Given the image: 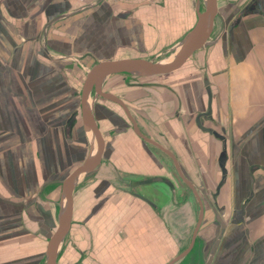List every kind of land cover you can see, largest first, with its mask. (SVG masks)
<instances>
[{
	"label": "crops",
	"instance_id": "0c3cea01",
	"mask_svg": "<svg viewBox=\"0 0 264 264\" xmlns=\"http://www.w3.org/2000/svg\"><path fill=\"white\" fill-rule=\"evenodd\" d=\"M206 2L0 0V264H48L69 191L76 214L103 167L117 201L107 264H264V0H217L211 36L180 69L113 73L85 93L101 63L164 61ZM207 80L202 120L226 142L196 120Z\"/></svg>",
	"mask_w": 264,
	"mask_h": 264
},
{
	"label": "water",
	"instance_id": "95a60500",
	"mask_svg": "<svg viewBox=\"0 0 264 264\" xmlns=\"http://www.w3.org/2000/svg\"><path fill=\"white\" fill-rule=\"evenodd\" d=\"M216 13H217V0H207L205 9L199 13L197 23L195 24V26L190 31V33L188 34V36L186 37L185 41L182 44V46H185L183 54L180 57H178L176 60H173L172 62H164L163 60L155 61L153 59L149 60L144 58H130V59L112 60V61H107L105 63H101L95 66L90 71L85 84V93L90 89V87H92L93 84H96L98 88L101 80L104 77L113 73L129 72L132 74H136L138 76H151V75L166 74L175 71L177 69H180L191 59L195 51L199 49L201 46H203L211 36ZM206 84H207V93H208V109L197 116L196 119L197 123L202 130L214 133L216 136L221 137L224 140V142H226L224 136H221L213 128L209 126H205L204 121L202 120V117L211 116L213 112V106H212L213 91L211 89V86L209 85L208 80L206 81ZM157 180L163 181L165 179L162 177H153L151 178V180H147V182H154ZM138 195L141 198L149 201L142 194H138ZM215 196L216 195L214 194L213 198H215ZM215 204L217 206L216 201ZM73 207H74V194L70 190L66 209L64 210L62 218L59 222V226L57 227V230L55 231L52 237L48 264H57L58 245L70 227L71 218L73 214ZM61 235H62V239H60ZM192 247L193 244L187 250H185L183 253H181L175 259H173L172 262L170 263H174L180 258H182L192 249Z\"/></svg>",
	"mask_w": 264,
	"mask_h": 264
},
{
	"label": "rangeland",
	"instance_id": "374dc122",
	"mask_svg": "<svg viewBox=\"0 0 264 264\" xmlns=\"http://www.w3.org/2000/svg\"><path fill=\"white\" fill-rule=\"evenodd\" d=\"M179 47L180 48L177 51L175 50L176 48L169 50V52L166 51V53L162 57V58H166L164 60V62H169L172 59V57L174 58L182 49V47H183L182 44L179 45ZM71 71L72 70L67 69V75L69 73H71ZM82 75H83V73H82ZM82 75H81V77H82ZM132 80L138 81L136 84L141 83V81H142L141 79L136 78V77L135 78L132 77ZM143 80L154 81V80H156V78L155 79L149 78V79H143ZM157 80H159V79H157ZM152 81H147L146 83H151ZM127 122H128V120H127ZM97 135H98L97 140H96V137L94 135L93 136H94L95 142L98 143L100 140L98 131H97ZM93 146H94V148H96L95 143ZM104 172H105V170L103 167V170L100 171V173L97 174V176L95 178H90L87 182L85 181L86 183L83 184L84 187H85V185L86 186L90 185V189H88L86 191L83 190V193H80L78 195L79 203L77 204L78 208L76 209V214L75 213L73 214L72 219H71V225H70L68 231L66 232V234L64 236L65 238H64L63 247H62V252H64V255L62 254L63 255V256H61L62 258L64 256H67L66 252L69 253L70 250L73 251L75 249H78V247H81V249L86 251L87 244L85 241H92V243H88V245H90L91 247L87 250L92 252V254L97 257L98 261L101 264H107L105 257H109V255H112L111 252L106 251V249L108 248V241L111 240V239H109V236H106V235H109V233H110V228H108L107 222H108V219L110 218V215H111L110 212H112V209H114L113 202L115 201V199H111L107 196H109V195L111 196L112 193L116 192L115 191L116 186L114 185V183L112 182L111 179L106 178L105 175L102 174ZM113 185H114V187H113ZM108 187H111V188L107 190ZM106 194H108V195H106ZM91 202L92 203L94 202L92 210L84 209L82 207L85 205H87V206L91 205V204H89ZM116 202H114V204ZM65 206H66V204H65ZM81 208H83V209L80 210ZM96 216L97 217L99 216V218L101 220L96 219ZM212 216L216 218L215 214H212ZM93 226H95V227H93ZM147 231H149V230H147ZM163 232L168 233L166 226L163 227ZM169 232H170V230H169ZM150 233L152 235H155V234L157 235V232L155 229H152L150 231ZM73 234L80 236V238H81L80 242H78L77 240H75L73 238ZM170 234H171V232H170ZM89 235H91L92 239L94 238L96 241L94 239L93 240L89 239ZM84 236H86L87 238L85 239ZM94 236H96V237H94ZM153 239H154V237H153ZM195 244L201 248V246H202L201 237H197V241ZM200 248L197 251H199ZM67 250H69V251H67ZM69 256L71 259H70V262H67V264H72L75 256L72 255V252H71V254L69 253ZM77 256L78 255H76V257ZM117 263L119 264V261ZM35 264H41V263L35 262ZM85 264H91V262L88 261V259H85Z\"/></svg>",
	"mask_w": 264,
	"mask_h": 264
},
{
	"label": "flooded vegetation",
	"instance_id": "af4514ba",
	"mask_svg": "<svg viewBox=\"0 0 264 264\" xmlns=\"http://www.w3.org/2000/svg\"><path fill=\"white\" fill-rule=\"evenodd\" d=\"M126 78V80H125V83H126V85H129V86H135L136 85V83L134 82H131L129 79H128V75L127 76H125ZM98 97H101V98H104V99H108V100H110V101H112V102H114L115 104H119V101L116 99V98H114V97H109V96H107V97H105V96H103V95H98ZM118 102V103H117ZM126 110V109H125ZM132 124H133V126L135 125L134 124V122L132 121ZM139 132V136L143 139V142H155V140H152L151 139V137H149L147 134H145V133H143V132H141V131H138ZM139 186H141V184L139 183V182H136V183H131V188L133 189V188H135V189H133L132 191H131V194L133 195H136V197H140L138 194H142L141 193V191H140V188L138 189V187ZM143 195V194H142ZM144 196V195H143ZM141 198V197H140ZM145 198H147L146 196H145ZM148 199V198H147ZM64 238L65 237H63V239H62V236H61V238L60 239H62V241H64ZM88 243H92V241H87L86 242V244H87V246H86V251H84L83 249H81V247H78V249H76V255H78L77 257H76V259L73 261V263L72 264H85V259H88V261H90L91 262V264H101L99 261H98V259H97V257L96 256H94L93 254H92V252H90V251H88L87 249H89L91 246L90 245H88ZM62 247H63V242H62ZM62 247H61V252H59V255L57 256L58 258H60L61 257V255L63 254V252H62ZM88 252V253H87ZM58 258H57V262H58Z\"/></svg>",
	"mask_w": 264,
	"mask_h": 264
},
{
	"label": "bare ground",
	"instance_id": "6f19581e",
	"mask_svg": "<svg viewBox=\"0 0 264 264\" xmlns=\"http://www.w3.org/2000/svg\"><path fill=\"white\" fill-rule=\"evenodd\" d=\"M184 49H185V46H184V48L174 57V58H172L169 62H172L173 60H176L178 57H180L182 54H183V52H184ZM90 129L92 128V127H89ZM90 138H91V140H92V142L93 143H95L96 144V147L99 145L97 142H95V139H94V137L92 136L91 137V134H90ZM96 140H97V137H96ZM62 236V235H61Z\"/></svg>",
	"mask_w": 264,
	"mask_h": 264
},
{
	"label": "trees",
	"instance_id": "16d2710c",
	"mask_svg": "<svg viewBox=\"0 0 264 264\" xmlns=\"http://www.w3.org/2000/svg\"><path fill=\"white\" fill-rule=\"evenodd\" d=\"M200 247L198 245L195 244L194 248L192 249V252H198L197 250L199 249Z\"/></svg>",
	"mask_w": 264,
	"mask_h": 264
}]
</instances>
